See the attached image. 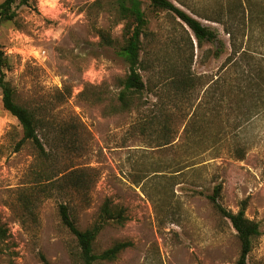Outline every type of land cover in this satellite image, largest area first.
Here are the masks:
<instances>
[{"label":"rangeland","instance_id":"rangeland-1","mask_svg":"<svg viewBox=\"0 0 264 264\" xmlns=\"http://www.w3.org/2000/svg\"><path fill=\"white\" fill-rule=\"evenodd\" d=\"M95 1L17 0L13 21L0 24L9 64L5 80L15 102L45 123L38 135L55 154L43 162L28 142L15 151L22 132L3 110L0 90V220L9 232L0 244V264H80L58 205L71 207L77 227L85 230L106 199L125 209L127 221L105 226L94 250L115 242L131 246L100 264H236V232L207 199L217 184L226 210L235 213L246 200L245 216L260 231L246 264H264V90H228L233 78L226 65L228 37L219 24L204 19L219 0H181L224 43L217 59L214 46H197L172 14L143 2L145 90L136 107L124 112L117 109L119 81L127 74L117 54L122 44V26L114 25L112 11L117 0H100L102 8ZM96 29L109 32L115 45H103ZM243 41L251 58L238 62V71L253 74L264 68V29ZM182 64L197 78L194 91L183 97L163 81L169 67ZM59 137L66 149L57 147ZM42 169L53 180L83 171L91 179L89 189L84 196L66 189L62 199L35 192L33 213L26 216L20 196L36 189L35 173Z\"/></svg>","mask_w":264,"mask_h":264},{"label":"trees","instance_id":"trees-1","mask_svg":"<svg viewBox=\"0 0 264 264\" xmlns=\"http://www.w3.org/2000/svg\"><path fill=\"white\" fill-rule=\"evenodd\" d=\"M147 2L153 11H163L172 14L191 33V37L196 41L197 46L204 44L214 46L212 56L217 59L221 56L224 43L218 38L217 33L205 27L193 15L197 11L187 6L181 0H117L112 6L114 25L122 26V44L118 47L117 54L127 66V74L119 81L120 91L117 94L118 111H128L134 107L135 99L138 100L145 90V83L140 75L142 61V39L147 36L148 21L143 10V2ZM17 0H3L0 3V24L12 22L15 18L13 6ZM22 4L28 5V0H20ZM177 4V5H176ZM94 6L102 8L100 0L93 3ZM185 8L190 13H187ZM206 21L219 24L224 34L228 37L229 55L226 59L227 67H232V81L228 90L234 93H257L264 90V68L254 69V73L248 71H238V62L247 61L251 58L243 37L255 30L264 29V0H219L214 4L211 16L204 18ZM101 43L112 47L115 41L110 33L96 29ZM9 68L8 59L0 45V90L1 104L5 112L14 117L21 128L22 138L15 145V151L28 142L35 149L39 159L51 160L55 156L51 150L47 151L42 143L38 131L45 129V123L38 119L34 112L17 104L14 100V90L5 80L4 71ZM189 66H171L164 75L163 81L169 83V92L177 96H187L192 93L197 85V78L192 76ZM234 74V75H233ZM236 75V76H235ZM258 81V82H257ZM67 148L65 139L58 138L57 147ZM42 167V165H41ZM36 189L31 192L24 191L21 194L22 205L26 216L33 213L31 199L35 192L41 193L45 198L55 197L62 199L67 196L66 189H71L77 195H82L88 191L90 180L87 175L80 170L72 171L65 176L54 179L55 176H47L43 169L35 173ZM43 180V181H41ZM222 186L217 184L213 187L212 193L207 197L213 208L224 219H227L231 227L236 232L239 242L240 252L236 264H246V259L252 248V241L260 234L259 225L246 218V200L239 203L237 212L226 210L220 203ZM58 217L60 224L73 236L77 256L80 264H100L113 262L120 253L131 246L130 242H115L107 249L97 253L94 250V243L97 236L107 225L121 227L127 221L125 209L114 205L106 199L101 205L95 221L85 230H80L74 219L72 208L66 203L58 205ZM9 237L6 226L0 220V244L5 243Z\"/></svg>","mask_w":264,"mask_h":264}]
</instances>
